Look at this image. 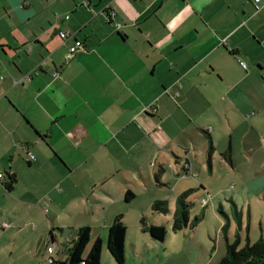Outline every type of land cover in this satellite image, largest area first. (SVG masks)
I'll return each mask as SVG.
<instances>
[{
    "label": "crops",
    "instance_id": "0c3cea01",
    "mask_svg": "<svg viewBox=\"0 0 264 264\" xmlns=\"http://www.w3.org/2000/svg\"><path fill=\"white\" fill-rule=\"evenodd\" d=\"M263 124L264 0H0V264L66 262L80 228L110 263L117 216L140 222L156 201L176 213L216 157L255 168ZM246 140L259 148L240 158Z\"/></svg>",
    "mask_w": 264,
    "mask_h": 264
},
{
    "label": "rangeland",
    "instance_id": "374dc122",
    "mask_svg": "<svg viewBox=\"0 0 264 264\" xmlns=\"http://www.w3.org/2000/svg\"><path fill=\"white\" fill-rule=\"evenodd\" d=\"M261 129L264 131V124ZM218 131L219 128L213 135L214 142L221 145L223 137ZM236 132L241 135L242 132L249 133V129L245 127ZM258 148V143L250 146L249 140H246L244 144L240 142V145L237 146L240 158L243 157V154H252L253 149L257 151ZM257 155L258 163L255 168L244 164L241 171L234 173H229V166L216 157L214 173H202L196 179L204 182L205 191H202L200 185L195 184L193 186L196 188H193V191L185 198V202L189 204V220L193 222L196 217L200 220L197 223L199 230L196 232L190 230L186 234L185 229L179 232L171 230V240L166 243H164L165 241H154L149 234L145 235L146 239L141 240L139 239L140 233L136 235V231L140 228L139 219L137 217L136 220L131 221L134 211L128 209L124 219L128 227L125 264H216L225 252L223 246L227 232L231 238L240 239V247L245 244L247 239L251 244L256 243L260 239L259 236L264 235V150L259 151ZM149 188L151 191H157L155 190L158 188L156 176H153V182H150ZM205 202L208 203V208ZM221 203L223 206L219 211ZM209 210V218H205V212ZM174 214L175 211L170 212V210L168 214L154 212L151 205L143 217H146L148 224L166 226L167 230H170ZM250 225L253 232L247 231ZM241 227L242 230H240ZM209 229L212 237L208 234ZM203 236L211 248L204 247ZM139 241L141 249L137 251L134 244H138ZM62 247L64 246H61V249ZM104 247L107 249V243ZM90 249L91 245L86 248L84 257L88 255ZM56 250H60V248L57 247ZM107 253L111 262L105 263L102 259L101 264H117L108 249ZM65 255L66 252H61L60 261L55 264H64Z\"/></svg>",
    "mask_w": 264,
    "mask_h": 264
},
{
    "label": "trees",
    "instance_id": "16d2710c",
    "mask_svg": "<svg viewBox=\"0 0 264 264\" xmlns=\"http://www.w3.org/2000/svg\"><path fill=\"white\" fill-rule=\"evenodd\" d=\"M209 135L208 133H205ZM209 158H211L213 146L211 139ZM223 157L230 161L231 148L229 147L224 153ZM160 174H157L156 180L159 181ZM6 178V177H5ZM4 178V179H5ZM15 176H9V181L5 183L8 188H11L15 183ZM192 191L184 193L178 202V209L175 213V217L172 224V231L179 232L186 228H194L199 218H196L193 222L189 220V204L185 202V198L189 196ZM133 197L131 192L126 194V200L128 201ZM154 212L161 214L169 213V206L166 201H156L152 204ZM140 226L143 232H147L154 241L164 242L167 239L168 231L166 226L148 224L146 217L140 219ZM126 235L127 226L123 221V216H117L112 222L107 240V248L117 264L126 263ZM51 240V238H50ZM157 241V242H158ZM91 242V230L90 228H80L77 231V236L72 246L67 250V260L64 264H101L103 243L100 239L96 240L86 257L84 253L86 248ZM55 264L56 262L53 261ZM264 263V238L259 239L256 243L251 244L249 241L245 245L240 247V239L236 238L232 242L226 241V254L219 261L218 264H263Z\"/></svg>",
    "mask_w": 264,
    "mask_h": 264
},
{
    "label": "built area",
    "instance_id": "2783aa9c",
    "mask_svg": "<svg viewBox=\"0 0 264 264\" xmlns=\"http://www.w3.org/2000/svg\"><path fill=\"white\" fill-rule=\"evenodd\" d=\"M259 1H260V0H256V3H258ZM110 15H111V12H110ZM67 18H68V17H67ZM71 35H72V34L69 33V32H61V33H60V36H61L63 39H67V38H69ZM72 36H73V35H72ZM83 48H84L83 42L80 41V40H78V39H75V43H74V45L71 46L70 49H69L68 59H72V58L75 56V54H76L79 50H82ZM240 64H241V66H242L245 70L247 69V66H246V64H245L244 62H241ZM187 167H188V166H187ZM4 178H5V175H4L3 171L0 169V181L4 180ZM205 204H206V202H205ZM206 205H207V204H206ZM45 211L47 212V210H45ZM3 227H8V224H7V223H3ZM46 251L48 252V254H52L53 251H54V249H53L52 246H48V247L46 248ZM53 261H54V260H53L52 258L48 259V262H49L50 264H53Z\"/></svg>",
    "mask_w": 264,
    "mask_h": 264
},
{
    "label": "water",
    "instance_id": "95a60500",
    "mask_svg": "<svg viewBox=\"0 0 264 264\" xmlns=\"http://www.w3.org/2000/svg\"><path fill=\"white\" fill-rule=\"evenodd\" d=\"M264 264V263H263Z\"/></svg>",
    "mask_w": 264,
    "mask_h": 264
}]
</instances>
